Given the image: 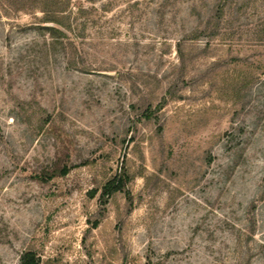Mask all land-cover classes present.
Returning a JSON list of instances; mask_svg holds the SVG:
<instances>
[{"label": "rangeland", "instance_id": "374dc122", "mask_svg": "<svg viewBox=\"0 0 264 264\" xmlns=\"http://www.w3.org/2000/svg\"><path fill=\"white\" fill-rule=\"evenodd\" d=\"M73 4L0 0V264H264V0Z\"/></svg>", "mask_w": 264, "mask_h": 264}, {"label": "trees", "instance_id": "16d2710c", "mask_svg": "<svg viewBox=\"0 0 264 264\" xmlns=\"http://www.w3.org/2000/svg\"><path fill=\"white\" fill-rule=\"evenodd\" d=\"M27 4H33L39 12L43 13L42 19L38 22L37 27L41 30L49 31L51 37L56 40H61L66 37L67 31L72 30L74 23H78L83 16L96 11V7H86L81 4L76 11L74 9L73 0H24ZM87 19L82 23L86 24ZM77 25V24H76ZM152 107H148L149 113H146L148 118H152ZM71 171V167L64 166L60 172H55L60 175H67ZM53 174V175H54ZM51 175V176H53ZM130 182V174L125 167H122L121 172L108 180L100 195L101 200L107 203L108 200L116 193L125 191ZM95 191L93 192V194ZM20 264H53L49 261H44L42 257L34 250L25 251L20 260Z\"/></svg>", "mask_w": 264, "mask_h": 264}]
</instances>
